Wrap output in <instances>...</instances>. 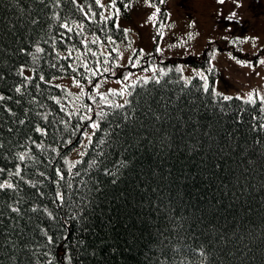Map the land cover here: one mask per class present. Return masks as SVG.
I'll return each mask as SVG.
<instances>
[{"label":"trees","instance_id":"16d2710c","mask_svg":"<svg viewBox=\"0 0 264 264\" xmlns=\"http://www.w3.org/2000/svg\"><path fill=\"white\" fill-rule=\"evenodd\" d=\"M102 12L96 0H0V184L14 186L0 189V264H69L66 250L71 264H264L260 102L162 71L102 110L69 165L88 108L53 79L90 78L107 60L92 49L128 39ZM49 235L67 240L46 246Z\"/></svg>","mask_w":264,"mask_h":264},{"label":"rangeland","instance_id":"374dc122","mask_svg":"<svg viewBox=\"0 0 264 264\" xmlns=\"http://www.w3.org/2000/svg\"><path fill=\"white\" fill-rule=\"evenodd\" d=\"M126 1L99 2L103 16H114L116 24L129 33L125 40L102 39L98 50L92 49L98 58H107L104 67L99 60L100 72L95 70L97 74L93 77L90 73L87 79L80 78L79 73L53 79L71 93L73 107L94 103L91 111L87 109L92 120H88L85 137L68 155L70 166L83 152L94 130L90 124L98 123L102 110L127 100V94L119 93H130L135 83L154 78L161 70H174L187 81L203 73L207 81L202 82H207L213 92L236 95L246 104H252L247 100L254 93L255 102L264 107L259 99L264 96V65L257 62L258 58L264 59V0H239V8L233 0L224 4L218 0H165L163 4L159 0H131V8L124 7ZM232 11L238 13L234 18L238 23L226 19ZM104 68L109 71L105 73ZM128 74L125 81L123 77ZM97 84L98 88L94 87Z\"/></svg>","mask_w":264,"mask_h":264},{"label":"snow or ice","instance_id":"6c2138e0","mask_svg":"<svg viewBox=\"0 0 264 264\" xmlns=\"http://www.w3.org/2000/svg\"><path fill=\"white\" fill-rule=\"evenodd\" d=\"M99 2H100V0H96V3H97V4H99ZM218 2H219L220 4H224V3L226 2V0H218ZM159 3H161V4L165 3V0H159ZM233 3H234V6L237 7V8L242 7V4L239 2V0H233ZM124 7L131 8V7H132L131 0H130L129 3L125 4ZM155 11H156V12H159V11H160L159 7H156ZM237 16H238V13H237L236 11H232L231 14L228 15V16L226 17V19H227L229 22H237V23H238V22H239L238 20H234V18H236ZM152 18L154 19L155 17L153 16ZM34 22H35V21H34ZM62 27L65 28V29H67L68 32H71V31H72V29H71V28L68 26V24H66V23L63 24ZM95 42H96V41H93V43H95ZM233 43H235V41H233ZM37 51H38V52H39V51H43V49H39V48H38ZM69 56H71V53H69ZM67 58H68V57H65V59H67ZM233 59H235V57H233ZM257 62H258L260 65H264V59H259V58H258V61H257ZM105 63H107V61H105ZM130 63H131V61H130ZM237 63L245 64V63H247V62L237 60ZM133 66L135 67V64H133ZM53 67H55V65H53ZM84 67H85V69H87L88 66L85 65ZM210 70H211V69H210ZM73 71H76V69H73ZM103 71H104L105 73H107V72L109 71V69H108V68H104ZM153 71H155V69H153ZM161 71H163V70H161ZM169 71H171V69H169ZM177 71H181V69H177ZM96 74H97L96 71H93V72H92V75H93V76H95ZM130 75H131V74L125 75V76L123 77V79H124L125 81L128 80L129 77H130ZM197 75L199 76V78H200L201 80L207 81V77H206L203 73H197ZM2 79H4V77H3V76H0V80H2ZM26 79H27V78H26ZM39 79H40L41 81H43V80L45 79V77L41 75V76H39ZM148 82H149L148 80H144V83H145V84H147ZM153 82L159 84V83H160V80H159V79H156V78H153ZM77 86L80 87L81 85H80L79 83H77ZM134 86H135V85H134ZM94 87L98 88V84L95 85ZM203 89H204L205 92H207V91L209 90V85H208L207 82H205V83L203 84ZM15 91H16L17 93H20V92H21V87H16V88H15ZM119 94L122 95V96L125 95V94H127V95H131V93H123V92H122V93H119ZM255 95H256V94H254V93H250L249 96H248V100H247V102H249V103H254V102H255V99H254ZM5 99H6L5 96L0 95V101H3V100H5ZM7 99H11V97H7ZM101 99H104V97H101ZM231 99H232L231 96H227V95L223 96V100H231ZM259 99L261 100V102H264V96H260ZM56 102H57V103H60L58 100H57ZM17 103H19V101H17ZM130 103H131V101H129V100H124V102H123L122 104H118V105H116V107H117V108H124L126 105H129ZM85 107L88 108V111H91V108H90L88 105H85ZM100 115L103 117V116H106L107 113L101 112ZM123 118H124V119H128V118H129V114H128V113H123ZM156 118L159 119V117H156ZM80 119H81V120H92V117H91V116H81ZM20 123L23 124L24 121L21 120ZM118 126H119V125H118ZM90 127H91L92 129H98V128L100 127V125H99L97 122L93 121V122L90 124ZM262 127H264V126H262ZM36 131H37V132H40L41 129H40V128H36ZM86 135H87V134H86ZM93 135H94V133H93ZM101 143H103V141H101ZM3 147H4L3 143H0V149H2ZM19 159H20L21 161L24 160V159H25L24 155L21 154V155L19 156ZM93 163H95V161H94ZM3 171H4V169H0V172H3ZM16 174L19 175L18 172H17ZM41 175H43V173H41ZM60 179H64L63 175H60ZM113 182H115V181H113ZM32 186H33V187H36L35 184H33ZM13 188H14V186H13L12 184H0V189H13ZM58 196H59L60 199L63 198L60 194H58ZM11 211L14 212V213H19V212H20V209H19V208L12 207V208H11ZM32 211H36V209L33 208ZM49 215H51V213H49ZM73 219H75V217H73ZM46 235H47V234H46ZM58 239H65V240H67V237L54 238L53 236H50V235H49V236H47V243H46V246H47V245H52V246L54 247V246L56 245V242H57ZM78 243H81V244H82L83 241H78ZM64 258L69 262V264H71V256L68 255L67 250L65 251ZM47 264H53L52 260H48V261H47Z\"/></svg>","mask_w":264,"mask_h":264}]
</instances>
